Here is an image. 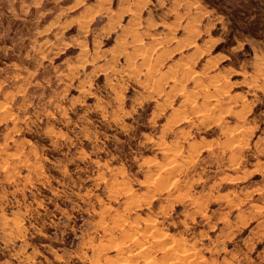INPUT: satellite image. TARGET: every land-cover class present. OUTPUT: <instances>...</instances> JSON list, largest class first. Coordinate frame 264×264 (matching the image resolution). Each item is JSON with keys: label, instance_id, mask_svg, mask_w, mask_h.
I'll return each mask as SVG.
<instances>
[{"label": "rangeland", "instance_id": "obj_1", "mask_svg": "<svg viewBox=\"0 0 264 264\" xmlns=\"http://www.w3.org/2000/svg\"><path fill=\"white\" fill-rule=\"evenodd\" d=\"M42 3L0 0V264H264V0Z\"/></svg>", "mask_w": 264, "mask_h": 264}, {"label": "bare ground", "instance_id": "obj_2", "mask_svg": "<svg viewBox=\"0 0 264 264\" xmlns=\"http://www.w3.org/2000/svg\"><path fill=\"white\" fill-rule=\"evenodd\" d=\"M177 153H179V152H177ZM181 154L180 155H183L182 154V152H180ZM177 155V154H176ZM179 155V156H180ZM178 156V157H179ZM175 162V161H174ZM170 165V164H169ZM170 168V167H169ZM173 169V168H172ZM152 184V183H151ZM130 192V191H129ZM121 221V220H120ZM160 240V239H159ZM159 240H157V242H159ZM163 241V240H162ZM156 242V243H157ZM179 242V241H178ZM158 244V245H157ZM156 244V246H160V245H162L161 244V242H160V245H159V243H157ZM145 246V245H144ZM179 246V245H178ZM144 248V247H143ZM160 249V248H159ZM158 249V250H159ZM177 249V248H176ZM178 250V249H177ZM183 250V249H182ZM141 252V251H140ZM169 252V251H168ZM137 253H139V252H137ZM178 253V252H177ZM142 253H140V255H141ZM144 255V259L146 260V263L147 264H174L173 262H171V263H169V262H161V263H157V262H155V260H153L151 257H150V255H148V253H143ZM169 255V254H168ZM184 256H186V254H185V252H184ZM182 254L181 255H177V257H176V260H177V262H180L181 261V259L182 258H185ZM185 260V259H184ZM123 264H124V262H123ZM125 264H126V262H125ZM175 264H178V263H175Z\"/></svg>", "mask_w": 264, "mask_h": 264}, {"label": "crops", "instance_id": "obj_3", "mask_svg": "<svg viewBox=\"0 0 264 264\" xmlns=\"http://www.w3.org/2000/svg\"><path fill=\"white\" fill-rule=\"evenodd\" d=\"M43 0H40V2L38 3H34L33 0H27V4L31 3V4H35V5H32L34 6L33 8L35 9V12H49L48 9H47V6H45V3H42Z\"/></svg>", "mask_w": 264, "mask_h": 264}]
</instances>
